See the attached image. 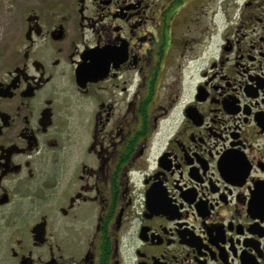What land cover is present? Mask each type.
Segmentation results:
<instances>
[{
	"label": "flooded vegetation",
	"instance_id": "obj_1",
	"mask_svg": "<svg viewBox=\"0 0 264 264\" xmlns=\"http://www.w3.org/2000/svg\"><path fill=\"white\" fill-rule=\"evenodd\" d=\"M0 48V264H264V0H25Z\"/></svg>",
	"mask_w": 264,
	"mask_h": 264
},
{
	"label": "rangeland",
	"instance_id": "obj_2",
	"mask_svg": "<svg viewBox=\"0 0 264 264\" xmlns=\"http://www.w3.org/2000/svg\"><path fill=\"white\" fill-rule=\"evenodd\" d=\"M25 0H0V48L6 42L4 37L9 33L11 42L19 36V25Z\"/></svg>",
	"mask_w": 264,
	"mask_h": 264
}]
</instances>
